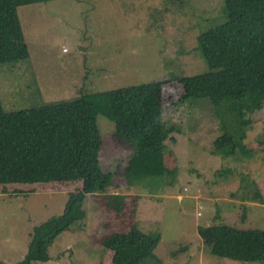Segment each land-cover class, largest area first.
Segmentation results:
<instances>
[{
  "label": "rangeland",
  "instance_id": "374dc122",
  "mask_svg": "<svg viewBox=\"0 0 264 264\" xmlns=\"http://www.w3.org/2000/svg\"><path fill=\"white\" fill-rule=\"evenodd\" d=\"M31 1L17 0L30 56L0 64L3 112L80 96L105 101L115 91L161 83L163 117L179 124L175 141L164 143L165 172L153 175L135 142L98 110L100 165L112 184L87 195L79 219L47 246L50 260L34 264H117L105 242L118 233L159 235L140 264H264L212 252L220 223L264 231L263 99L247 80L251 95L240 102L180 103V77L210 71L198 37L225 20V0ZM225 134L239 141L234 154L214 147ZM79 191L81 182L0 184V259L21 260L33 227L62 214Z\"/></svg>",
  "mask_w": 264,
  "mask_h": 264
},
{
  "label": "trees",
  "instance_id": "16d2710c",
  "mask_svg": "<svg viewBox=\"0 0 264 264\" xmlns=\"http://www.w3.org/2000/svg\"><path fill=\"white\" fill-rule=\"evenodd\" d=\"M34 2L37 1L30 4ZM225 2V20L198 37L210 71L179 79L184 91L180 103L191 108L203 104L216 108L227 101L240 102L251 95V91H244L247 80L264 101V1ZM29 56L17 0H0V64ZM161 88V83L148 84L109 93L105 101L80 96L67 101L36 102L23 111L0 109V184L82 183V191L69 195L62 214L33 227L25 256L13 264L49 261L47 246L79 219L81 213L77 209L87 195L106 193L111 186V175L104 174L100 165L102 139L93 124L97 114L111 117L117 133L135 142L141 161H148L144 164L148 174L165 172L161 160L164 143L175 141L172 134L178 131L179 124L163 117ZM234 142L226 135L219 137L214 147L219 151L232 147L228 154L231 155L237 148L236 142L239 144ZM215 231V255L264 262V231L226 224L217 226ZM158 241L157 234L118 233L106 240L105 247L113 251L117 264H140L149 258ZM0 264L7 263L0 259Z\"/></svg>",
  "mask_w": 264,
  "mask_h": 264
},
{
  "label": "crops",
  "instance_id": "0c3cea01",
  "mask_svg": "<svg viewBox=\"0 0 264 264\" xmlns=\"http://www.w3.org/2000/svg\"><path fill=\"white\" fill-rule=\"evenodd\" d=\"M244 156V155H243ZM242 156V162H243V164L245 165V160H244V157ZM254 156L255 155H253V156H251L250 158H252V159H254ZM247 157H249V156H247ZM260 156H258V157H256L257 159L259 158ZM258 167V166H257ZM256 167V168H257ZM237 168V167H236ZM258 187V186H257ZM244 199H246V197H244ZM220 225H224V224H221L220 223ZM220 225H217V226H220ZM226 225H229V224H226ZM217 226H215V227H217ZM216 229V228H215ZM215 239H216V231H215V236H214V239H213V243L212 244H214V242H215ZM213 246V245H212Z\"/></svg>",
  "mask_w": 264,
  "mask_h": 264
}]
</instances>
